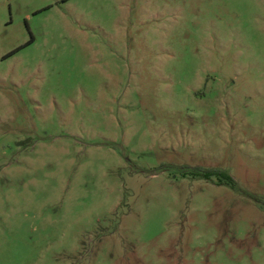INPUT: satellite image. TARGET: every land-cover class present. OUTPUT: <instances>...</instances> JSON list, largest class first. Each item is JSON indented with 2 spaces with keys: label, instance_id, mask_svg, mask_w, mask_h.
<instances>
[{
  "label": "rangeland",
  "instance_id": "rangeland-1",
  "mask_svg": "<svg viewBox=\"0 0 264 264\" xmlns=\"http://www.w3.org/2000/svg\"><path fill=\"white\" fill-rule=\"evenodd\" d=\"M0 264H264V0H0Z\"/></svg>",
  "mask_w": 264,
  "mask_h": 264
},
{
  "label": "trees",
  "instance_id": "trees-1",
  "mask_svg": "<svg viewBox=\"0 0 264 264\" xmlns=\"http://www.w3.org/2000/svg\"><path fill=\"white\" fill-rule=\"evenodd\" d=\"M197 173H198V171L196 172L195 175H198ZM199 173H200V172H199ZM205 175H206L208 178H211V177H218V178H223V179L227 180L228 183H230V184H233V183H234V182H233V179H232L229 175H227V174L224 173V172L218 171V170H208V171L205 172Z\"/></svg>",
  "mask_w": 264,
  "mask_h": 264
}]
</instances>
